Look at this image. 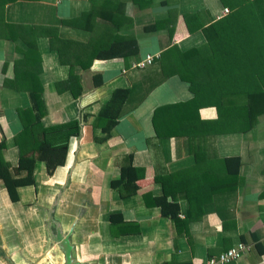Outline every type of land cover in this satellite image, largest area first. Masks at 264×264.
<instances>
[{
	"label": "crops",
	"instance_id": "obj_1",
	"mask_svg": "<svg viewBox=\"0 0 264 264\" xmlns=\"http://www.w3.org/2000/svg\"><path fill=\"white\" fill-rule=\"evenodd\" d=\"M122 1L134 20V26L123 32L137 37L139 52L128 58H95L90 68H78L83 91L87 92L81 110L86 122L95 117L115 88L131 89L112 136L104 143L92 142L104 157L110 180L120 174L126 155L132 154L134 165L146 169L136 197L123 199L113 189L124 205L121 212L125 218L140 225L139 233L118 238L137 246L154 245L158 248L157 264H208L211 257L243 241L250 250L229 264H264V116L250 130L223 131L232 120L223 118L215 124L219 111L211 104L199 110L201 119L210 125L201 127L191 121L197 119L196 107L190 119L161 117L162 135L154 123L157 107L187 101L195 95L190 82L177 71L181 62L183 71H187L179 49L205 45L203 27L225 17L230 8L222 0H152L143 7L132 0ZM91 7L90 0H0V140L5 138L4 155L14 166L20 156L16 135L29 120L22 111L32 107L29 91L33 87H44L45 126L78 114L72 102L77 98L70 91L61 92L58 86L59 80L74 72L63 63L61 52L67 63L88 60L91 32L70 20ZM225 8L229 11L224 12ZM256 10L264 18V2L259 0ZM157 23V30H145ZM55 28L60 38L74 42L54 41ZM149 53L156 55L151 65L135 66ZM228 72L223 71L224 75ZM98 73L104 83L95 86L92 79ZM242 86H238L236 95L225 96L228 105L246 102ZM232 88L228 83L217 84L216 91L227 94ZM235 120L237 127L242 124L241 117ZM175 129L180 130L178 135L169 136ZM184 129L199 131L189 135ZM94 135H102L101 129L95 127ZM171 173L177 175L176 197L182 220L187 219L190 208V189L201 190L203 212L194 213L196 218L184 224L187 232L182 234L160 207H146L142 201L145 192L163 194V185L155 177ZM230 174L237 177L232 179Z\"/></svg>",
	"mask_w": 264,
	"mask_h": 264
},
{
	"label": "trees",
	"instance_id": "obj_2",
	"mask_svg": "<svg viewBox=\"0 0 264 264\" xmlns=\"http://www.w3.org/2000/svg\"><path fill=\"white\" fill-rule=\"evenodd\" d=\"M90 1L92 7L88 12L70 20L72 24L85 26L91 32V38L87 43L88 60H72L67 63L61 52L63 63L69 64L74 72L67 78L59 80L58 86L61 92L70 91L74 98L80 97L83 93L82 78L78 68H90L95 58L107 60L128 58L140 50L137 37L123 32L134 26V20L127 10V3L122 0ZM150 1L152 0H132L141 7ZM222 1L230 8V13L211 25L203 27L207 38L206 44L186 51L179 49L181 61L187 71H183L182 62L177 71L184 80L190 82L195 95L190 100L165 104L156 108L154 123L160 135H162L161 128H163L159 124L161 117H166L168 120L190 119L193 118L194 107L197 110V119L191 121L193 123L197 121L203 127L211 123L201 119L200 108L205 105H216L219 118L216 122L214 121L215 124L223 122V118H229L226 121L232 120L229 127L222 129L223 131L237 130V128L250 130L258 122V118L264 116V18L256 10L259 0ZM263 2L264 0H261V3ZM158 28L157 23L146 26L145 30L151 31ZM54 32V41L74 42L72 39L60 38L56 28ZM75 69L78 71L76 72ZM223 71H229L230 74L228 72L224 75ZM92 80L95 86L104 83L101 73L95 74ZM224 83L233 87L227 94L216 91L217 84L221 86ZM240 85H243L246 102L241 105L235 102L228 105L225 102V96L236 95ZM29 93L32 107L22 111L29 120L16 135L20 147L18 165H12L5 158L6 140L5 138L0 140V183L4 185L13 201H21L22 189L34 184L38 161H44L47 164L50 174L65 163L69 142L79 134L81 128L77 120L45 126L42 122L46 115L44 87L39 84ZM130 93V87H117L113 90L109 100L99 107L93 120V126L100 128L102 135L95 136L96 142L104 143L112 136V131L119 123L124 104ZM238 117H241L242 124H238L237 127L233 124V120L237 123L235 119ZM167 125L171 127L172 123ZM177 127L181 128L179 125ZM184 127L186 128L187 124ZM184 130L189 135H195L199 131ZM178 131L180 130L175 129L168 135H178L176 133ZM145 176V167L134 165L133 155L130 154L124 157L120 165V174L112 178L111 184L121 198L136 197L140 190L139 181ZM176 176L172 173L156 175V182L163 185V194L154 195L148 191L142 194V201L146 207H160L162 214L170 217L176 223L179 233L182 234L187 232L184 224L196 218L194 213L203 212L202 199L200 189L198 191L190 189L188 194L190 208L186 215L187 219L182 220L180 203L176 197V190H178ZM230 176L232 179L237 177L232 174ZM195 197L196 201H194ZM111 231L113 236H127L139 233L140 225L137 221L127 220L123 212H117L111 216ZM163 264H175V262H164Z\"/></svg>",
	"mask_w": 264,
	"mask_h": 264
},
{
	"label": "water",
	"instance_id": "obj_3",
	"mask_svg": "<svg viewBox=\"0 0 264 264\" xmlns=\"http://www.w3.org/2000/svg\"><path fill=\"white\" fill-rule=\"evenodd\" d=\"M86 94L72 101L77 116L57 122L77 120L81 127L65 163L50 174L39 162L27 206L13 201L1 184L0 264H157L154 245L137 246L107 233L111 216L124 205L102 153L92 147L94 117L89 122L81 117Z\"/></svg>",
	"mask_w": 264,
	"mask_h": 264
},
{
	"label": "built area",
	"instance_id": "obj_4",
	"mask_svg": "<svg viewBox=\"0 0 264 264\" xmlns=\"http://www.w3.org/2000/svg\"><path fill=\"white\" fill-rule=\"evenodd\" d=\"M229 9L225 8L224 12H228ZM156 55L149 53L146 55L145 59L140 61L135 66L145 67L151 65L155 60ZM251 246L243 241L238 242L236 245L230 249L222 252L218 256L211 257L208 260V264H229L240 260L249 250Z\"/></svg>",
	"mask_w": 264,
	"mask_h": 264
},
{
	"label": "rangeland",
	"instance_id": "obj_5",
	"mask_svg": "<svg viewBox=\"0 0 264 264\" xmlns=\"http://www.w3.org/2000/svg\"><path fill=\"white\" fill-rule=\"evenodd\" d=\"M118 176V175H117ZM114 177H116V176H113L112 178H114ZM30 188L28 187V188H25L24 190H22L21 191V204L23 205L24 204V206L26 207L27 205H26V203L28 202V200L30 199V190H29ZM26 190L28 191L27 192V195L25 194L26 193ZM25 194V195H24ZM110 230H111V227H110ZM108 233V235H109V233L111 234V235H113V233H112V231H109V232H107Z\"/></svg>",
	"mask_w": 264,
	"mask_h": 264
}]
</instances>
